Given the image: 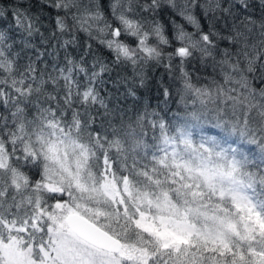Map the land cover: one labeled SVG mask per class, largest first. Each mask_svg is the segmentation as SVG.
Masks as SVG:
<instances>
[{"label": "snow or ice", "instance_id": "1", "mask_svg": "<svg viewBox=\"0 0 264 264\" xmlns=\"http://www.w3.org/2000/svg\"><path fill=\"white\" fill-rule=\"evenodd\" d=\"M0 264H264V0H0Z\"/></svg>", "mask_w": 264, "mask_h": 264}, {"label": "trees", "instance_id": "2", "mask_svg": "<svg viewBox=\"0 0 264 264\" xmlns=\"http://www.w3.org/2000/svg\"><path fill=\"white\" fill-rule=\"evenodd\" d=\"M2 2H4V3H8V2H10V0H2ZM37 7H38V4H37ZM35 10V9H34ZM160 71H162V69H158L157 70V72H160Z\"/></svg>", "mask_w": 264, "mask_h": 264}]
</instances>
